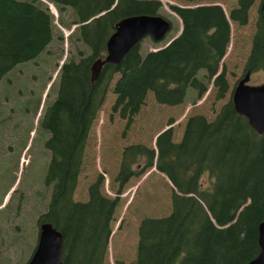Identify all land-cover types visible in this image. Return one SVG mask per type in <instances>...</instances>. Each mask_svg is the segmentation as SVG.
Wrapping results in <instances>:
<instances>
[{"label":"trees","instance_id":"16d2710c","mask_svg":"<svg viewBox=\"0 0 264 264\" xmlns=\"http://www.w3.org/2000/svg\"><path fill=\"white\" fill-rule=\"evenodd\" d=\"M44 1L56 7L59 19L70 9L71 22L60 23L78 25L73 35L88 49L61 67L57 99L45 102L40 121L50 132L44 144L51 152L45 185L52 186L38 222H48L61 233L62 263L105 264L125 186L154 168L171 185L170 212L141 220L135 264H248L259 253L258 226L264 222V133L251 129L235 112L231 98L212 121L202 115L188 117L179 142L173 141L171 127L158 135L156 149L142 144L124 147L113 197L104 193L102 177L88 187L86 201H75L73 196L87 135L109 89L115 95L111 110L125 121L124 133L149 92L156 103L171 107L184 103L188 87L195 92L193 105L210 85L216 100L224 99L229 86L220 66L231 41L230 22L246 25L256 0H236L228 15L215 4L194 5L200 0L169 6L182 25L180 35L145 55L137 44L119 65H104L95 82H91L92 65L105 57L116 25L132 16L163 17L162 2ZM163 19L171 22L174 32L165 43L180 29L167 16ZM53 20L41 0H0V83L18 66L40 60L53 41ZM260 72L264 73V0L243 69L244 75ZM22 96L20 89L13 93V107H19Z\"/></svg>","mask_w":264,"mask_h":264},{"label":"rangeland","instance_id":"374dc122","mask_svg":"<svg viewBox=\"0 0 264 264\" xmlns=\"http://www.w3.org/2000/svg\"><path fill=\"white\" fill-rule=\"evenodd\" d=\"M161 2L164 9L161 15L171 19L179 29L180 22L169 6L186 4L181 0ZM197 3L194 5H219L227 15L237 5L236 0H200ZM48 4L54 17L53 41L40 60L18 66L0 83V264H26L35 249L39 216L46 210L52 186L45 185L50 153L43 148V136L47 138V128H43L44 131L39 130V111L46 108L45 102H54L57 99L61 85L59 69L65 62V57L66 62H69L72 58H78V51L87 53L86 47L73 35L75 26L67 27L60 23V20L71 22L70 9L63 12L59 19L56 7ZM259 6L260 0H256L249 10L246 25L239 26L230 22L231 41L220 66V71L223 68L226 70L229 86V92L224 99L216 100L210 85L203 97L193 105L195 92L188 87L184 103L170 107L157 104L153 94L149 92L144 105L134 117L133 124L124 133L125 121L111 110L115 95L112 88L109 89L88 135L82 170L74 193L75 201L87 200L88 187L99 175L104 180V193L114 196L117 186L113 179L117 174L124 147L131 144L154 147L156 136L168 128L167 123L170 120L173 122L170 126L174 132L173 140L179 142L188 117L202 115L207 121L215 118L219 109L232 99L234 86L244 76L243 69L250 53ZM58 34L61 39H57ZM173 34L171 31L168 36ZM163 45L161 42L153 47L148 37L141 42V52L144 54ZM263 83V72L251 75L249 85ZM18 89L23 94L21 104L13 107L11 97ZM5 97L10 100L6 101ZM39 120L42 121V114ZM170 194L171 185L167 178L154 168L147 170L141 177L132 179L125 186L112 224L105 264H135L139 223L143 218L168 215ZM7 245L10 250H7Z\"/></svg>","mask_w":264,"mask_h":264},{"label":"water","instance_id":"95a60500","mask_svg":"<svg viewBox=\"0 0 264 264\" xmlns=\"http://www.w3.org/2000/svg\"><path fill=\"white\" fill-rule=\"evenodd\" d=\"M171 30V22L159 16H132L121 20L115 32L106 42L103 60H97L91 68V82H95L104 65L117 66L124 56L145 37L154 42L163 41ZM250 74H245L232 90V104L235 112L244 117L257 134L264 133V83L249 85ZM63 238L48 222L39 227L38 242L27 264H63ZM258 255L248 264H264V222L258 226Z\"/></svg>","mask_w":264,"mask_h":264},{"label":"flooded vegetation","instance_id":"af4514ba","mask_svg":"<svg viewBox=\"0 0 264 264\" xmlns=\"http://www.w3.org/2000/svg\"><path fill=\"white\" fill-rule=\"evenodd\" d=\"M7 247V250H10V248L8 249V245L6 246ZM6 251V250H5Z\"/></svg>","mask_w":264,"mask_h":264}]
</instances>
